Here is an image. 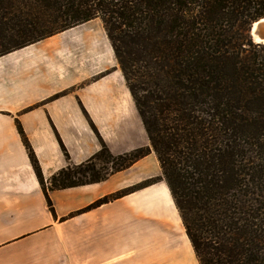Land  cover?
Listing matches in <instances>:
<instances>
[{"label":"trees","instance_id":"obj_1","mask_svg":"<svg viewBox=\"0 0 264 264\" xmlns=\"http://www.w3.org/2000/svg\"><path fill=\"white\" fill-rule=\"evenodd\" d=\"M261 18L264 0H0V57L100 19L149 140L118 156L102 143L46 182L16 120L49 209V190L154 153L160 177L69 217L165 182L199 264H264V44L249 34Z\"/></svg>","mask_w":264,"mask_h":264},{"label":"crops","instance_id":"obj_2","mask_svg":"<svg viewBox=\"0 0 264 264\" xmlns=\"http://www.w3.org/2000/svg\"><path fill=\"white\" fill-rule=\"evenodd\" d=\"M16 120L46 182L102 143L114 156L149 145L100 19L0 57V264H199L165 182L69 217L153 177L154 153L106 181L49 190L52 212Z\"/></svg>","mask_w":264,"mask_h":264},{"label":"water","instance_id":"obj_3","mask_svg":"<svg viewBox=\"0 0 264 264\" xmlns=\"http://www.w3.org/2000/svg\"><path fill=\"white\" fill-rule=\"evenodd\" d=\"M264 18L259 19L254 22L250 27V37L257 44H264V22H262ZM256 38H259V41H256Z\"/></svg>","mask_w":264,"mask_h":264},{"label":"rangeland","instance_id":"obj_4","mask_svg":"<svg viewBox=\"0 0 264 264\" xmlns=\"http://www.w3.org/2000/svg\"><path fill=\"white\" fill-rule=\"evenodd\" d=\"M118 68H119V66H118ZM103 166H104L103 162H101V161L97 162V168H98V170H102V167ZM153 173H154V176L151 177V178L160 177L161 174H162L161 168H160V165H159V162H158L157 158L154 159V163H153Z\"/></svg>","mask_w":264,"mask_h":264},{"label":"bare ground","instance_id":"obj_5","mask_svg":"<svg viewBox=\"0 0 264 264\" xmlns=\"http://www.w3.org/2000/svg\"><path fill=\"white\" fill-rule=\"evenodd\" d=\"M262 22H264V20H262ZM256 41H259V38H256Z\"/></svg>","mask_w":264,"mask_h":264}]
</instances>
